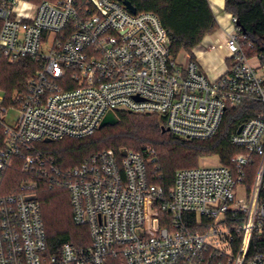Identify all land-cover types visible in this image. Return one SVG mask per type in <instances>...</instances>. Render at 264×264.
I'll list each match as a JSON object with an SVG mask.
<instances>
[{
    "label": "built area",
    "instance_id": "1",
    "mask_svg": "<svg viewBox=\"0 0 264 264\" xmlns=\"http://www.w3.org/2000/svg\"><path fill=\"white\" fill-rule=\"evenodd\" d=\"M236 23L231 15L224 72L209 79L195 60L171 54L153 13L117 0H0V62L36 66L11 95L0 90V264H264V64L247 54ZM244 102L262 109L230 138L242 152L228 167L176 171L168 190L155 182L146 145L101 151L65 171L36 147L89 137L120 112L157 116L177 138L207 140L227 107ZM13 168L25 178L10 191ZM42 182L65 188L89 245L48 251Z\"/></svg>",
    "mask_w": 264,
    "mask_h": 264
},
{
    "label": "trees",
    "instance_id": "2",
    "mask_svg": "<svg viewBox=\"0 0 264 264\" xmlns=\"http://www.w3.org/2000/svg\"><path fill=\"white\" fill-rule=\"evenodd\" d=\"M138 12L155 14L165 30L171 54L175 57L185 53L195 60L193 50L205 36L218 29L208 0H129ZM224 12L237 20L238 27L246 35L245 46L249 56L260 55L264 64V0H224ZM252 48L249 49V45ZM36 70L29 61L9 64L0 62V90L11 95L15 89L27 82ZM262 106L255 102H244L238 107H227L219 131L207 140H184L171 133H162L164 120L157 116L117 113L116 123L100 128L83 139H64L57 142L38 143L37 149L52 158L61 170H70L94 154L120 149L144 151L146 144L152 146L155 161L150 170L156 183L168 190L176 171L198 167L199 160L216 156L218 163L229 166L231 158L242 152L231 145L230 138L247 119L255 116ZM258 160L252 158L245 168V183L253 182ZM17 168L7 172L6 186L13 191L24 180ZM37 197L41 203V214L47 236V249L58 254L64 244L87 246L90 243L86 227L77 226L72 220L69 195L62 186L40 183ZM241 221V217L239 218ZM258 236L253 234L250 254L257 252ZM226 264V261H220Z\"/></svg>",
    "mask_w": 264,
    "mask_h": 264
},
{
    "label": "crops",
    "instance_id": "3",
    "mask_svg": "<svg viewBox=\"0 0 264 264\" xmlns=\"http://www.w3.org/2000/svg\"><path fill=\"white\" fill-rule=\"evenodd\" d=\"M208 3L215 16L218 29L205 36L192 53L203 73L216 79L224 72V61L227 57L224 45L229 33L231 15L224 12V0H208ZM222 11L224 15H221Z\"/></svg>",
    "mask_w": 264,
    "mask_h": 264
},
{
    "label": "rangeland",
    "instance_id": "4",
    "mask_svg": "<svg viewBox=\"0 0 264 264\" xmlns=\"http://www.w3.org/2000/svg\"><path fill=\"white\" fill-rule=\"evenodd\" d=\"M221 15H224V12H223V11L221 12ZM228 29H229V32H231V31L234 30V28L231 26V24L229 25V28H228ZM177 59H178V61H180V62H185V61L188 59V56H187L185 53H180V54L177 56ZM251 64H252L253 66H255V67H256L257 65H259V63H258L257 61H255V60L251 61ZM206 75H207V77H208L209 79H213V77L210 76L209 74H206ZM14 115H16V114H12V116H9V118H8L9 123H11V120H13V119L15 118ZM146 146H149V147L152 148V146L149 145V144H146ZM217 165H218V158H217L216 156H211V157H204V158H201V159L199 160V163H198V166L201 167V168H205V167H213V166H217ZM238 196L241 197V198H243L244 193L241 191V192H239Z\"/></svg>",
    "mask_w": 264,
    "mask_h": 264
},
{
    "label": "water",
    "instance_id": "5",
    "mask_svg": "<svg viewBox=\"0 0 264 264\" xmlns=\"http://www.w3.org/2000/svg\"><path fill=\"white\" fill-rule=\"evenodd\" d=\"M117 1L121 2L126 7V9L129 10L131 13H135L136 12V8L129 2V0H117ZM236 26L238 27L237 23H236ZM242 33L244 34L243 31H242ZM116 121L117 120H116V118L114 116L107 115V117L101 123L100 128H103V127H105L107 125H113V124L116 123ZM240 129H241V126L238 128L237 133H239ZM161 132L162 133H166V132H168V129L162 127Z\"/></svg>",
    "mask_w": 264,
    "mask_h": 264
}]
</instances>
